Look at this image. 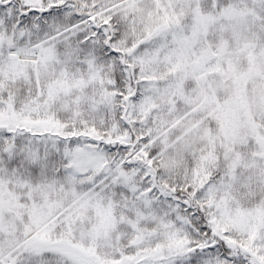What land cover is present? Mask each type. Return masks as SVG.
I'll return each instance as SVG.
<instances>
[{
	"label": "snow or ice",
	"instance_id": "6c2138e0",
	"mask_svg": "<svg viewBox=\"0 0 264 264\" xmlns=\"http://www.w3.org/2000/svg\"><path fill=\"white\" fill-rule=\"evenodd\" d=\"M0 264H264V0H0Z\"/></svg>",
	"mask_w": 264,
	"mask_h": 264
}]
</instances>
